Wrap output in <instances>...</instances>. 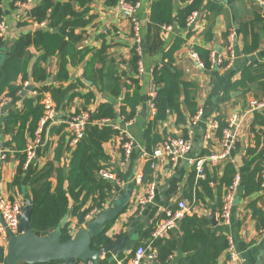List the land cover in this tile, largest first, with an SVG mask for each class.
<instances>
[{"label":"crops","instance_id":"obj_1","mask_svg":"<svg viewBox=\"0 0 264 264\" xmlns=\"http://www.w3.org/2000/svg\"><path fill=\"white\" fill-rule=\"evenodd\" d=\"M12 1L2 2V8L5 10L3 20L7 25L5 41L9 44L21 34L44 26L32 22L29 18L28 12L31 8L19 1L12 8ZM137 1L138 8L129 15L119 4L108 5L105 0H93L90 3L93 20L84 28L76 30L81 36L76 42V48L82 52L87 50V53L80 61L79 55L75 53L69 57L68 79L56 80L61 57L54 55L43 63L48 75L45 80L41 83L25 82L26 86L33 85V87L40 85L66 87L80 80L84 85H80L77 91L81 94L93 92L95 97L89 104L81 97L74 98L67 107L57 112L54 120L47 123L41 133V144L37 149L36 158L30 169L24 173V185L30 189L28 182L30 173L32 174L36 168H43L48 163H53L55 168L63 167L67 173L71 154L66 147L70 145L72 137L70 127L72 118L83 110L94 111L102 103H112L117 111L116 127L120 132L104 144L105 153L108 155L104 169L114 174L118 181H111L114 188L103 209L117 202L127 190L132 191L126 212L116 219L108 235L117 239L128 233L129 228H133L134 249L137 244L150 237L147 233L150 232L151 235L156 222L165 217L167 209L175 208L179 200H187L191 203L194 198L191 199L190 195L195 190L203 193L201 184L196 181L194 184L191 183V176L196 171L192 160L221 151L222 136L219 129H213L212 124L216 121L220 125V121L227 122L232 114H238L240 119L236 145L230 157L215 165L210 163L205 165L206 173L213 178L210 185L213 189H216L220 183L228 163L233 164L236 173L241 176L235 194L231 222L225 224L221 221L218 215L221 205L218 206L205 195H203L204 199H195L197 201L189 214L211 216L213 210H216L218 221L216 229L219 234L226 235L232 242L237 257L232 260L229 251H226L219 259L221 264H264V227L258 228V221L249 206L250 203L255 202L264 213V189L249 195L244 194L249 174L257 166L264 165V110H250L252 100L264 97V0H223L221 2L224 9L220 13H206L205 10H199L202 14L191 28L193 32L190 36H187V29L179 27L171 26L170 29L162 32L166 49L176 34L186 38L182 47L175 53L173 70L176 69L184 80L193 83L202 116L196 124L191 123L192 117L189 115L186 123L177 124L176 114H171L166 122L159 125L164 137L183 136L191 139L193 149L176 167H172L165 160L159 161L156 169H150L151 173L147 174L148 180L145 182L142 179L148 162L142 157V153L146 151L144 130L154 117L150 93L155 87L153 69L162 61V53H150L146 43L151 4L156 0ZM173 1L176 13L192 0ZM38 2L39 0H34L32 6ZM23 22L27 24H22ZM136 25L140 28L139 35L135 31ZM233 30L236 31V39L232 57L227 46L229 34ZM207 33H211V39H207ZM253 44H257L254 51L245 50ZM133 49L141 56L138 69H133L131 65ZM196 49L215 51L224 55L227 60L220 66L202 68L197 65L190 53L191 50L197 52ZM32 51L36 55L40 54L33 48ZM247 68H250V79L243 78V71ZM134 79L137 82H134ZM20 82L19 80L18 83ZM244 82L245 84H242ZM116 90H119L118 94L114 93ZM23 91L16 98L0 93V98L3 96L9 98L6 110L21 108L25 96L36 95L33 88L25 95H22ZM131 102L135 103L136 112L131 119L125 120L120 108L125 107L130 113ZM183 110L187 115V110L185 108ZM4 129L5 124L1 131L0 148L5 147L4 144L12 138L11 134L4 132ZM31 139L28 138V141L30 142ZM127 139L133 141L130 155H126L124 150ZM59 147H61L59 158H56ZM15 154L11 152L8 159L0 166L1 188L6 195L23 201L24 193L11 186L19 165V159ZM52 179L56 181L55 176ZM152 180L157 182L155 197L145 204H138L139 199L147 195L148 183ZM225 188L226 185L223 186V194ZM102 210L97 211V214ZM69 220L75 234L79 229L77 219L70 216ZM181 234L178 224L167 238L177 239L178 249L167 262L159 261L157 264H178L179 258L184 255L181 252ZM127 256L128 253L119 255L113 258V263L125 264Z\"/></svg>","mask_w":264,"mask_h":264},{"label":"trees","instance_id":"obj_2","mask_svg":"<svg viewBox=\"0 0 264 264\" xmlns=\"http://www.w3.org/2000/svg\"><path fill=\"white\" fill-rule=\"evenodd\" d=\"M26 0H13L15 3ZM93 0H39L28 12L32 22L40 26L36 30L21 34L10 44L0 38V93H6L16 98L25 89V82L33 81L41 83L47 78L46 69L43 63L54 55H59L61 61L56 80L65 81L69 77V57L74 53L82 60L86 53L76 48V42L81 39L76 33L79 28L89 24L94 16L90 14V3ZM108 5H116L119 0H105ZM186 1V0H184ZM3 0H0V22L4 19L5 10L2 8ZM131 4L137 0H127ZM224 9L221 0H192L185 7L175 13L173 0H156L151 4L150 21L146 35L147 49L150 53H162V61L153 69V81L156 95L152 98L155 106L153 119L147 124L144 130L145 149L151 152L155 146L161 143L164 135L159 125L166 122L171 114H176L177 124L187 122V116L193 117L197 114L199 107L196 101L193 83L183 79V76L176 69L173 70L175 53L185 42L180 34H176L170 46L162 38L163 26L170 25L187 29V36L192 34V29L187 26V18L196 10H205L206 13H220ZM22 24H27L23 22ZM211 33H207V39H211ZM36 50L39 55L32 51ZM257 44L246 48L252 52ZM200 59L206 68H211L209 59L210 52L203 49H196ZM131 65L138 69L141 59L137 50L132 51ZM36 58L34 59V57ZM250 68L243 71V78L250 79ZM21 81L18 83V81ZM134 82H137L134 79ZM242 84H245L242 83ZM84 83L78 80L66 87L54 85L34 86L37 93L34 97L25 96L23 106L9 109L5 117L4 132L11 134L10 141L4 144L10 147L19 159L17 173L11 183L20 193H28L33 204V213L30 224L34 232L44 235L54 230L69 213L72 218L77 219V228L86 224V215L92 210H102L113 191V183L98 174L104 169V162L108 159L105 153L104 144L118 135L120 130L113 124H100L103 119L109 118L117 121V111L112 103L100 104L94 111H90V119L86 124L83 138L72 147L67 145L66 150L71 154L68 171L63 167H54L48 163L41 169H34L30 173L29 186L24 185V163L26 161L25 150L29 143L28 138H34L39 121L44 113V106L41 99L44 92H50L53 96L58 111L67 107L76 97H81L87 104L95 97L93 92L81 94L77 91ZM114 93L118 94L119 90ZM137 98V95L134 94ZM135 103L131 102L132 109L128 113L125 107L120 108L121 115L125 120L131 119L136 112ZM183 108L187 110V115ZM227 122L220 121L219 132L222 136L223 128ZM125 140V139H124ZM56 158H59V151ZM30 169V167H29ZM27 169V170H29ZM151 167L148 163L143 182L147 181V174H150ZM262 167L257 166L248 176L245 184V195L262 189L261 178L259 177ZM236 173L233 164L228 163L225 167L220 183L213 189L210 185L213 178L206 173V177L198 181L203 187V193L195 190L190 198L214 201L218 206L222 204L223 186L230 185ZM56 181H53V177ZM196 181V171L191 176V183ZM205 195V196H203ZM89 202V205H87ZM220 204V205H219ZM254 217L258 221V228L264 227V213L256 206L255 202L249 204ZM128 206L123 212H126ZM115 221L106 224L103 232L93 237L91 248L101 250L115 239L108 235V232ZM181 230V252L184 254L179 258L178 264H221V255L228 251L229 239L224 234H219L216 226L213 225L210 216H199L197 213L186 214L179 222ZM153 231V230H152ZM152 233V232H151ZM74 233L69 221L62 228L60 240L62 242L73 237ZM150 236V232L147 233ZM121 236V235H120ZM160 250L159 260L162 263L178 249V240L165 239L157 242ZM86 263L77 261L76 264ZM20 264H66L64 262H36ZM99 264H114L109 253L104 254Z\"/></svg>","mask_w":264,"mask_h":264},{"label":"built area","instance_id":"obj_3","mask_svg":"<svg viewBox=\"0 0 264 264\" xmlns=\"http://www.w3.org/2000/svg\"><path fill=\"white\" fill-rule=\"evenodd\" d=\"M223 1V0H221ZM34 0H26L23 2V5L31 8ZM264 3V2H263ZM119 6L122 10L126 11L129 15H132L139 6V2L135 4H131L127 2V0H119ZM201 11L196 10L192 12L187 18V26L192 28L197 22L198 18L201 16ZM170 25H164L163 31L170 29ZM6 30L7 25L4 20L0 22V38L3 40L6 39ZM136 34L139 35L140 28L136 25ZM236 39V31H231L229 34V43L227 46L229 55L233 57V49H234V41ZM191 56L196 60L197 65L205 68L204 62L200 59L198 53L195 50L190 51ZM209 59L211 62V67L220 66L225 64L227 58L224 55L217 53L215 51H210ZM141 70H143L141 68ZM27 84V83H26ZM35 93H37L35 91ZM156 95L155 87L152 89L150 93L151 97V107L153 109V114L155 113V106L152 101V98ZM8 97L0 98V136L3 125L5 124V117L8 110H6V105L8 103ZM41 104L44 106V113L39 121V126L36 130V135L31 141L28 143L27 148L25 150L26 153V161L24 163V170L29 169L32 162L36 158L37 149L41 144V133L44 130L47 123L54 120L57 115V104L51 95L50 92H44L43 97L41 99ZM250 110H264V97L261 99H254L250 102ZM202 116V110H198L197 114L194 115L191 119V123L196 124L200 121ZM90 119V111L83 110L77 113L70 123L72 137L70 140V145L72 147L76 146L77 143L83 138L85 134L86 124ZM240 116L238 114H232L231 117L227 121V126L223 128L222 132V149L219 152H214L206 157L198 158L196 160H192V163L195 166L196 170V182L200 179L206 177L205 165L206 163H210L215 165L220 161H224L228 159L235 148L236 145V135L237 129L239 126ZM100 124H113L115 127L117 126L116 120H111L109 118L103 119L99 122ZM213 129L219 128V123L214 121L212 124ZM133 149V141L131 139H127L124 143V150L126 155H130ZM193 142L191 139L183 137V136H165L163 141L159 143L157 146L153 148L151 152L144 151L142 153V157L146 159V161L150 164L152 169H156L159 161L165 160L172 167H176L181 160L185 159V157L192 151ZM11 152H13L12 148L2 147L0 148V166L4 163ZM98 174L106 179L111 181H118L116 176L111 172L100 169ZM261 178V186L264 189V165L260 171ZM139 181L141 180V175L139 176ZM143 180V179H142ZM241 176L239 173H235L233 181L230 185L226 186L223 194V200L220 207V211L218 215L222 222L225 224H229L231 222L232 217V209L234 207V199L235 194L239 188ZM157 191V182L156 180H152L148 183L147 195L142 196L138 204H145L147 201L152 200ZM194 200L190 203L187 200H179L177 202V206L175 208L167 209L165 212V217L159 219L153 231L144 242H141L136 245L131 252L128 253L127 258L125 259V264H157L159 263L160 250L157 242L159 240H165L169 237L171 232L178 226L179 222L184 218L186 214H189L190 209L197 201ZM23 212V201L16 198L10 197L4 193L1 188V180H0V244L3 246L7 245L8 242V233L7 230H10L14 234L19 233L20 227V216ZM97 214V210H92L89 214L86 215V222L90 221ZM228 251L231 255V259H237L235 252L233 251L232 242L229 240V248ZM0 264H6L5 262H0ZM85 264H93L92 262H86Z\"/></svg>","mask_w":264,"mask_h":264},{"label":"water","instance_id":"obj_4","mask_svg":"<svg viewBox=\"0 0 264 264\" xmlns=\"http://www.w3.org/2000/svg\"><path fill=\"white\" fill-rule=\"evenodd\" d=\"M2 55L0 54V61ZM33 85H28L22 95H25ZM131 190L109 207L96 214L86 225L75 232L73 237L62 242V228L70 221L67 213L60 224L47 234L41 235L31 228L30 220L33 213V204L28 193H24L23 212L20 216L19 233L14 234L10 230L6 246L0 244V262L6 264L36 263V262H64L76 264L77 261L92 262L99 264L103 254L109 253L112 258L131 252L133 249V228L129 232L106 245L104 249L94 250L91 248L92 239L100 235L106 224L124 213V209L130 201ZM214 226L218 224L216 210L210 216Z\"/></svg>","mask_w":264,"mask_h":264},{"label":"bare ground","instance_id":"obj_5","mask_svg":"<svg viewBox=\"0 0 264 264\" xmlns=\"http://www.w3.org/2000/svg\"><path fill=\"white\" fill-rule=\"evenodd\" d=\"M104 249V248H103Z\"/></svg>","mask_w":264,"mask_h":264}]
</instances>
